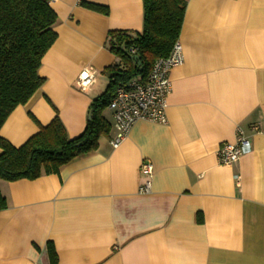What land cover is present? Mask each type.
I'll list each match as a JSON object with an SVG mask.
<instances>
[{
	"label": "crops",
	"instance_id": "crops-1",
	"mask_svg": "<svg viewBox=\"0 0 264 264\" xmlns=\"http://www.w3.org/2000/svg\"><path fill=\"white\" fill-rule=\"evenodd\" d=\"M86 1L109 13L49 2L58 37L39 69L46 80L0 130L14 146L50 123L55 108L68 136L80 135L108 85L103 70L117 61L109 31L143 30V0ZM186 2L168 122L139 120L114 148L107 107L111 131L96 150L57 174L1 179L0 264H50L49 242L58 264H264V0ZM84 71L94 75L85 90ZM238 127L253 150L220 164L218 148ZM145 160L152 175L141 172Z\"/></svg>",
	"mask_w": 264,
	"mask_h": 264
},
{
	"label": "trees",
	"instance_id": "trees-1",
	"mask_svg": "<svg viewBox=\"0 0 264 264\" xmlns=\"http://www.w3.org/2000/svg\"><path fill=\"white\" fill-rule=\"evenodd\" d=\"M79 5L103 14L107 6L79 0ZM144 19L141 33L111 30L107 46L117 61L103 72L109 82L93 99L84 131L71 138L55 116L39 131L17 147L0 135V180L36 179L57 174L71 160L98 148L99 138L108 135L111 123L104 111L115 95L118 82L140 77L145 80L158 58L166 57L179 39L185 17L186 0H143ZM58 20L49 0H0V130L11 112L25 104L45 82L39 74L42 60L57 40L54 25ZM138 47L132 54V47ZM32 118L37 120L32 115ZM7 201L0 190V210ZM50 264L59 258L52 242L48 243Z\"/></svg>",
	"mask_w": 264,
	"mask_h": 264
},
{
	"label": "built area",
	"instance_id": "built-area-1",
	"mask_svg": "<svg viewBox=\"0 0 264 264\" xmlns=\"http://www.w3.org/2000/svg\"><path fill=\"white\" fill-rule=\"evenodd\" d=\"M137 50L138 47H132L131 53L134 54ZM183 63V47L181 42L177 40L168 56L156 60L145 80L134 77L118 82L115 95L108 105V109L112 112L113 126L116 130L115 135L110 140L114 148L127 138L133 125L139 120L158 123L168 122V97L172 90L170 73L173 68ZM93 81V72L84 71L79 76L78 84L81 89L85 90ZM254 128L257 129L258 127L254 126ZM252 150L251 138L245 134L242 127H238L236 140L223 142L218 148L217 156L220 164L232 165ZM153 170L151 161L145 160L141 164L142 173L152 175ZM141 190L148 191L149 186H145Z\"/></svg>",
	"mask_w": 264,
	"mask_h": 264
}]
</instances>
